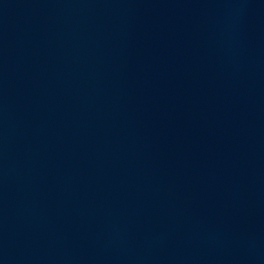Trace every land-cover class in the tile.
Masks as SVG:
<instances>
[{
  "label": "water",
  "instance_id": "obj_1",
  "mask_svg": "<svg viewBox=\"0 0 264 264\" xmlns=\"http://www.w3.org/2000/svg\"><path fill=\"white\" fill-rule=\"evenodd\" d=\"M0 264H264V0H0Z\"/></svg>",
  "mask_w": 264,
  "mask_h": 264
}]
</instances>
